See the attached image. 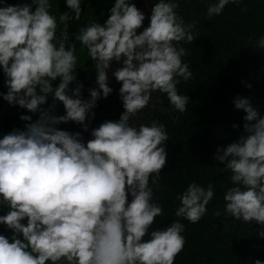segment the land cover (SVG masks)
Instances as JSON below:
<instances>
[{
  "label": "clouds",
  "instance_id": "obj_1",
  "mask_svg": "<svg viewBox=\"0 0 264 264\" xmlns=\"http://www.w3.org/2000/svg\"><path fill=\"white\" fill-rule=\"evenodd\" d=\"M52 2L0 0V70L7 89L0 96L39 114L35 120L21 115L29 121L24 128L0 138V206L7 207L0 225L11 230L10 236L0 234V264H174L185 244V224L176 219L152 227L164 212L152 185L166 164L168 132L157 120L134 126L130 119L156 91L166 94L173 110L186 111L189 97L177 84L192 72L179 43L198 36L195 22L185 23L177 0H154L147 25L133 0H114L103 23L88 19L70 40L69 22L81 20L83 0H64L58 17ZM240 2L209 0L206 16ZM249 43L264 49V34ZM77 44L96 73L98 88L89 89L88 99L75 71ZM114 61L124 109L119 118L92 128L86 142L80 132L58 128L72 121L88 131L85 121L94 117L97 100L113 91L108 72ZM49 96L52 103L43 107ZM57 102L64 114H54ZM233 103L245 113L243 132L214 154L231 186L223 193V211L212 215L255 221L264 238V115L248 97ZM214 195L213 184L191 181L176 194L174 215L196 223Z\"/></svg>",
  "mask_w": 264,
  "mask_h": 264
},
{
  "label": "trees",
  "instance_id": "obj_2",
  "mask_svg": "<svg viewBox=\"0 0 264 264\" xmlns=\"http://www.w3.org/2000/svg\"><path fill=\"white\" fill-rule=\"evenodd\" d=\"M141 0H133L140 2ZM30 2V0H7L8 4ZM154 0H148L144 25ZM177 13L185 23L195 22L193 32L198 36L193 42L181 41L186 55L182 60L189 65L192 76L189 80L180 79L177 89L189 97L186 111L173 110L166 94L153 92L148 105L130 119V123H150L157 120L165 125L168 140L165 141L166 164L161 169L158 182L152 185L154 199L163 207V215L155 218L152 225L164 227L173 220L181 219L185 224L183 235L185 244L177 254L174 264H254L256 259L264 261V238L259 237L262 227L255 221L243 223L232 217H215L213 211H223V193L231 186L229 174L220 171L218 161L213 157L217 147H223L238 139L243 132V110L236 109L233 100L248 97L251 103L264 115V49H259L249 41H255L264 34V0H241L239 4H228L220 15L206 16L209 0H177ZM114 0H83L81 20L69 22L70 40L78 25L88 19L103 23L107 9ZM64 0H53L52 11L57 17L65 11ZM71 14V13H70ZM140 29H138V32ZM59 34V30L57 31ZM249 43V44H248ZM77 79L83 83L82 98H90L89 89L96 83V73L86 50L77 44ZM4 74L0 70V92H6ZM59 78L53 81L58 84ZM250 84L251 88L246 85ZM74 84H70L73 87ZM121 86V85H120ZM110 93V105L103 119L97 122L86 119L88 131L72 121L57 125L70 132H80L84 142L91 139V129L104 120H116L124 111L119 99V88ZM52 103L48 97L47 107ZM62 103L56 104V115L64 114ZM30 115L33 120L38 113L9 105L0 96V133L7 134L14 128L23 129L29 121L20 119ZM237 125L233 128L232 125ZM222 167V165H221ZM196 181L204 186L213 184L215 195L207 205V213L196 223L177 218L174 210L179 204L176 194L182 192L187 184ZM7 212L0 206V215ZM0 234L11 235V230L0 225ZM147 238V237H145Z\"/></svg>",
  "mask_w": 264,
  "mask_h": 264
},
{
  "label": "rangeland",
  "instance_id": "obj_3",
  "mask_svg": "<svg viewBox=\"0 0 264 264\" xmlns=\"http://www.w3.org/2000/svg\"><path fill=\"white\" fill-rule=\"evenodd\" d=\"M147 2L148 0H141L140 2H134V3L136 4L138 9L145 12V10H147V4H146ZM118 66H119L118 63L114 61L112 64V69H110L108 72L109 75L108 85L113 89L111 93H115V90H117L118 87L120 86V82H117L115 77L112 75V70H114ZM92 88H98V85L96 83H93ZM109 99H110V94L107 97L101 96V98L97 100L96 107L92 109V111L95 113L94 117L91 118L92 121L97 122L100 119H103L110 105ZM2 137L3 135L0 133V138Z\"/></svg>",
  "mask_w": 264,
  "mask_h": 264
}]
</instances>
